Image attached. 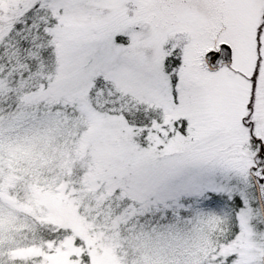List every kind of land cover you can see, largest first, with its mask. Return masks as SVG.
Wrapping results in <instances>:
<instances>
[{"label": "snow or ice", "instance_id": "obj_1", "mask_svg": "<svg viewBox=\"0 0 264 264\" xmlns=\"http://www.w3.org/2000/svg\"><path fill=\"white\" fill-rule=\"evenodd\" d=\"M73 125L81 180L13 158L24 130ZM21 183L62 191L96 244ZM70 237L78 264H264V0H0V264H52Z\"/></svg>", "mask_w": 264, "mask_h": 264}, {"label": "rangeland", "instance_id": "obj_2", "mask_svg": "<svg viewBox=\"0 0 264 264\" xmlns=\"http://www.w3.org/2000/svg\"><path fill=\"white\" fill-rule=\"evenodd\" d=\"M32 130L33 129L24 130L20 136V141L22 142V138L27 134L29 135ZM67 159L69 160L68 165H70V169L72 164H76L80 161L84 164L85 169H87L92 163L93 158L84 156L82 145L79 153L76 149L73 154H70L67 157ZM98 176H104V170L101 166H97L96 171L89 177V182L95 180ZM96 187L98 186L89 188L88 183L84 184V190L80 199L84 204V211L86 212H90L96 208ZM29 195L30 201L25 202V207L29 211L46 212L48 219H53L66 226L72 227L74 233L81 236L90 245H95L97 240H99L98 235H93L91 237L88 235L89 229L92 227V224L86 221L84 215L77 213L76 206H74L68 200V198L62 191H52L51 189L41 190L38 188L35 192V195L33 196L29 188ZM101 222H103V219L101 220ZM121 227H123V225H121ZM65 244L67 247L66 251H60L58 249L56 253H54L53 256L50 257L52 264H78V262L69 261L68 259L69 255L72 252L78 251L77 249L73 248L72 238H68V240L65 241ZM93 251L95 252V248L93 249ZM113 259L114 257L111 251L105 248L99 256H94V264H112Z\"/></svg>", "mask_w": 264, "mask_h": 264}, {"label": "trees", "instance_id": "obj_3", "mask_svg": "<svg viewBox=\"0 0 264 264\" xmlns=\"http://www.w3.org/2000/svg\"><path fill=\"white\" fill-rule=\"evenodd\" d=\"M75 130L76 125L54 129L51 133H44L40 129H33L29 135L27 134L22 138L21 145L27 142V147L17 146L12 153L13 158L20 161V167L31 177L34 172L33 164L35 158L44 154L45 162L39 169L35 170V175L41 180L54 182L63 170L62 166L68 165L69 160L67 157L76 150V146L72 143ZM85 170L84 164L80 161L72 164L69 171L73 179L81 180L82 173ZM18 194L23 201H30L28 185L21 183L18 188ZM20 222L23 223V220ZM3 223L9 225L12 223V220L6 217Z\"/></svg>", "mask_w": 264, "mask_h": 264}]
</instances>
